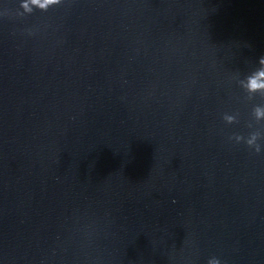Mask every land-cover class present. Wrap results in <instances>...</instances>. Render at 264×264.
<instances>
[{
	"label": "water",
	"instance_id": "obj_1",
	"mask_svg": "<svg viewBox=\"0 0 264 264\" xmlns=\"http://www.w3.org/2000/svg\"><path fill=\"white\" fill-rule=\"evenodd\" d=\"M29 7L0 0V264H264V0Z\"/></svg>",
	"mask_w": 264,
	"mask_h": 264
},
{
	"label": "clouds",
	"instance_id": "obj_2",
	"mask_svg": "<svg viewBox=\"0 0 264 264\" xmlns=\"http://www.w3.org/2000/svg\"><path fill=\"white\" fill-rule=\"evenodd\" d=\"M60 0H22V7L25 11L30 12L32 9L29 4L37 5L40 8H46L48 5L59 3ZM264 62V58L261 59ZM248 84L247 90L252 93L261 92L264 93V71L258 72L247 78ZM255 85V87L253 86ZM253 114L257 119L264 117V107L256 106L253 108ZM228 120H232V117H226ZM241 140L240 136L236 137V141ZM257 135L252 134L250 138L246 139L245 143L248 146L254 147L255 151H260V145L256 143ZM207 264H222L221 260L217 257H211L208 259Z\"/></svg>",
	"mask_w": 264,
	"mask_h": 264
}]
</instances>
